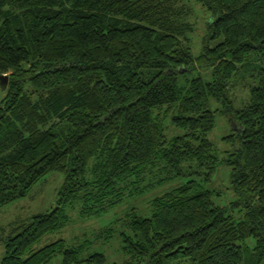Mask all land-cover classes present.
Instances as JSON below:
<instances>
[{
  "label": "trees",
  "instance_id": "obj_1",
  "mask_svg": "<svg viewBox=\"0 0 264 264\" xmlns=\"http://www.w3.org/2000/svg\"><path fill=\"white\" fill-rule=\"evenodd\" d=\"M200 1L221 41L194 58L183 0H0V208L50 172L65 178L61 206L81 201L95 216L180 178L149 217L129 210L123 264H264V0ZM201 66L211 82L179 86ZM236 86L248 99L233 109ZM210 97L233 112L239 146L225 163L239 220L201 185L217 167ZM161 109L183 135L165 134ZM65 220L57 207L12 229L0 264H108L62 240L24 258Z\"/></svg>",
  "mask_w": 264,
  "mask_h": 264
},
{
  "label": "rangeland",
  "instance_id": "obj_2",
  "mask_svg": "<svg viewBox=\"0 0 264 264\" xmlns=\"http://www.w3.org/2000/svg\"><path fill=\"white\" fill-rule=\"evenodd\" d=\"M188 13L185 22L191 25L192 30L187 33L188 45L194 58L200 56L204 48H213L221 39H211L209 25L213 20L212 15L203 6L200 0H183ZM201 77L207 82L212 81V71L206 67L196 68L187 76H179L180 87L187 84V80ZM232 108L238 109L248 99V91L240 86L232 89ZM5 95V90L0 85V100ZM229 106V104H228ZM209 109L214 112V127L208 138L213 145L214 155L217 159V167L209 183L201 184L203 190L213 193L212 201L215 206L225 208L226 214L239 220L244 212V205L235 206L239 198L233 193L231 188V168L225 163L228 156L239 146L236 137L237 131L231 122L233 112L227 111L223 103L214 97L209 98ZM156 117L163 125L165 134L169 138L183 135V131L174 127L170 123L173 116L164 115V109L154 110ZM230 137H232L230 139ZM64 175L59 172H50L39 179L23 198L17 199L0 208V261L5 256V241L10 231L21 224L30 223L31 219L40 214H47L57 207H61L66 217V222L62 228L43 237L25 255L26 258L31 253L42 247L62 240L66 248L79 249V255L84 258L92 253L103 254L108 264H123L129 260V256L122 248L121 233H129L126 227L127 215L131 208H134L139 215L149 217L151 215L150 201L165 192L179 187L186 180L180 178L173 179L162 186L145 192L139 197L124 202L122 205L111 210L102 216L90 215L81 201H75L69 205H60V192L64 185ZM199 182V180H198ZM107 228L112 229L111 235L105 232ZM248 246L253 242L249 240ZM61 256L56 255L47 264H60Z\"/></svg>",
  "mask_w": 264,
  "mask_h": 264
},
{
  "label": "water",
  "instance_id": "obj_3",
  "mask_svg": "<svg viewBox=\"0 0 264 264\" xmlns=\"http://www.w3.org/2000/svg\"><path fill=\"white\" fill-rule=\"evenodd\" d=\"M7 80H8V77L7 76H1L0 77V85L1 87L4 89L7 85Z\"/></svg>",
  "mask_w": 264,
  "mask_h": 264
}]
</instances>
